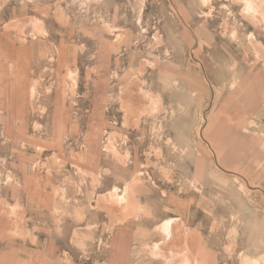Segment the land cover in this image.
Segmentation results:
<instances>
[{"label":"rangeland","instance_id":"1","mask_svg":"<svg viewBox=\"0 0 264 264\" xmlns=\"http://www.w3.org/2000/svg\"><path fill=\"white\" fill-rule=\"evenodd\" d=\"M0 264H264V0H0Z\"/></svg>","mask_w":264,"mask_h":264}]
</instances>
